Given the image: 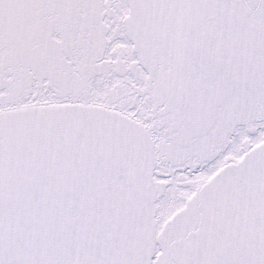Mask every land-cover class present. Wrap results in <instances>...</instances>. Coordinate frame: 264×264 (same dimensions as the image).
<instances>
[{"label": "snow or ice", "instance_id": "snow-or-ice-1", "mask_svg": "<svg viewBox=\"0 0 264 264\" xmlns=\"http://www.w3.org/2000/svg\"><path fill=\"white\" fill-rule=\"evenodd\" d=\"M0 264H264V0H0Z\"/></svg>", "mask_w": 264, "mask_h": 264}]
</instances>
